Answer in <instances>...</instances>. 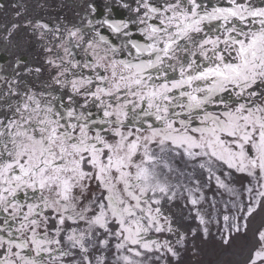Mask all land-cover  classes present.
Instances as JSON below:
<instances>
[{
	"label": "snow or ice",
	"instance_id": "obj_1",
	"mask_svg": "<svg viewBox=\"0 0 264 264\" xmlns=\"http://www.w3.org/2000/svg\"><path fill=\"white\" fill-rule=\"evenodd\" d=\"M117 3L127 19L95 23L126 37L120 47L90 20L91 39L80 29L68 37L76 47L86 44L93 61H49L58 69L53 83L70 89L67 102L50 92L28 93L9 105L10 116L0 117V264H45V258L55 264L75 255L60 247L67 221L76 225L66 236L80 255L73 264H93L92 250L101 251L95 264H107L113 248L112 264H144L146 254L161 249L179 262L167 241L146 239L150 231L173 232L162 209L186 187L177 177L199 185L200 170L228 188L216 173L235 172L264 189V6L252 0ZM130 25L143 42L132 38ZM121 51L129 58L117 59ZM64 53L72 57L69 48ZM81 68L94 76L73 71ZM92 184L98 194L89 197ZM245 191L251 197L254 188ZM81 198L89 203L81 206ZM199 200L189 197L194 206ZM238 210L242 216L223 217L217 236L204 227L192 237L238 251L244 264H264V226L248 240L251 219L264 213V190ZM184 240L180 235L177 244Z\"/></svg>",
	"mask_w": 264,
	"mask_h": 264
},
{
	"label": "flooded vegetation",
	"instance_id": "obj_2",
	"mask_svg": "<svg viewBox=\"0 0 264 264\" xmlns=\"http://www.w3.org/2000/svg\"><path fill=\"white\" fill-rule=\"evenodd\" d=\"M211 2L215 3V0ZM252 2L256 6H264V0H252ZM127 3L132 7L136 6L135 0H127ZM129 15L128 10L121 7L117 0H0V97H2L0 98V117L5 114L10 116L9 105L15 106L22 103L25 94L28 93L50 92L53 95L63 96L67 102V96L71 95L70 89L53 83V77L57 76L58 69L49 64V61L59 63L61 59L65 61L74 59L81 64L93 61V56L85 52L87 45L76 47V42L68 37V31L80 29L87 41L95 35L89 27L91 20L102 35L114 46L120 47L127 38L113 34L107 27H101L95 22L107 18L127 19ZM130 31L133 33V39L143 42V37L135 26L130 25ZM65 47L70 49L72 57H65ZM127 58H129L127 51H121L117 57V59ZM73 71L85 77L94 76V73L87 68ZM97 71L101 75H108L103 69H97ZM68 78L71 79V75ZM10 85H12V94L5 95L9 93ZM76 99L80 103L83 102L82 97H76ZM92 111L97 110L93 108ZM216 175L224 180L231 191L228 188L218 187L214 177L209 180L208 173H201L200 170L197 171L199 185L187 178L177 177L176 179H180L186 187L179 189L174 201L164 203L162 209L164 215L172 222L182 224L191 232L201 231L207 227L213 236H217L219 230L224 227L225 215L242 216L238 210L241 203L246 205L250 198H255V191L264 190L259 188L253 178L244 174L233 172L232 176L226 177L221 172H217ZM172 182L176 183V180ZM197 187L199 191H194ZM246 187L254 188L251 197L245 191ZM92 189L93 192L87 194L89 197L94 193L98 194L95 188ZM201 195L204 199L199 200ZM190 196L197 198L199 203L192 205L189 202ZM81 203L86 205L89 200L83 198ZM197 213L206 221L204 225L200 224ZM47 214L51 215V213ZM49 224L55 226L54 221H50ZM86 227L87 225L83 224L81 230ZM159 234L150 231L146 239L158 241ZM65 249V251L70 250L66 245ZM114 252L113 248L106 253L107 264H112ZM100 254L101 251H90L89 256L93 264H95V256ZM79 260L80 257L77 261L69 258L58 260L55 264H73Z\"/></svg>",
	"mask_w": 264,
	"mask_h": 264
},
{
	"label": "rangeland",
	"instance_id": "obj_3",
	"mask_svg": "<svg viewBox=\"0 0 264 264\" xmlns=\"http://www.w3.org/2000/svg\"><path fill=\"white\" fill-rule=\"evenodd\" d=\"M186 236H189L187 233ZM192 242L195 244L191 245ZM201 245V246H200ZM213 246L208 244H202L197 239L194 241L192 237L186 239L184 247L178 245L176 250L180 253L181 259L177 262L175 257H172L168 254L166 257L161 258L157 264H216V261L223 260L224 262L227 259L226 255L229 254H239L238 251H219L212 248ZM225 262V263H226Z\"/></svg>",
	"mask_w": 264,
	"mask_h": 264
},
{
	"label": "bare ground",
	"instance_id": "obj_4",
	"mask_svg": "<svg viewBox=\"0 0 264 264\" xmlns=\"http://www.w3.org/2000/svg\"><path fill=\"white\" fill-rule=\"evenodd\" d=\"M258 222H259L258 217L253 220V223H258ZM245 259H246L245 255L239 257L238 255L234 254L233 256H229V260H227V262H230V264H244Z\"/></svg>",
	"mask_w": 264,
	"mask_h": 264
}]
</instances>
